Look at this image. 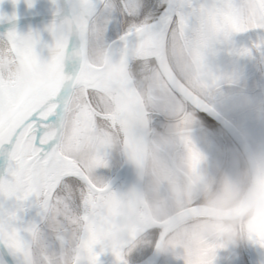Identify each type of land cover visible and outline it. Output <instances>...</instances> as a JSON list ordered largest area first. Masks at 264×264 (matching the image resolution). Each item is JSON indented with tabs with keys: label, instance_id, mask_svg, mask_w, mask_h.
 <instances>
[{
	"label": "snow or ice",
	"instance_id": "1",
	"mask_svg": "<svg viewBox=\"0 0 264 264\" xmlns=\"http://www.w3.org/2000/svg\"><path fill=\"white\" fill-rule=\"evenodd\" d=\"M51 2L50 42L15 26L0 34V61L44 73L33 84L0 69V264H101L105 252L128 264L142 234L159 247L196 210L156 224L143 188L118 192L98 170L118 150L142 177L191 191L204 154L181 124L233 82L222 60L264 65V0ZM162 115L174 119L168 136ZM124 222L128 240L111 243ZM249 241L264 247V219Z\"/></svg>",
	"mask_w": 264,
	"mask_h": 264
},
{
	"label": "clouds",
	"instance_id": "2",
	"mask_svg": "<svg viewBox=\"0 0 264 264\" xmlns=\"http://www.w3.org/2000/svg\"><path fill=\"white\" fill-rule=\"evenodd\" d=\"M0 69L18 78L27 77L33 84L44 79L42 69L29 72L7 53ZM181 127L190 131L191 125ZM143 203L156 224H166L195 209L196 214L184 217L158 248L162 253L183 255L186 264H209L221 245L248 242L252 226L264 219V147L245 149L215 165H210L204 154L197 183L182 196L149 174L143 187ZM132 230L130 222L121 223L107 239L123 243Z\"/></svg>",
	"mask_w": 264,
	"mask_h": 264
},
{
	"label": "flooded vegetation",
	"instance_id": "3",
	"mask_svg": "<svg viewBox=\"0 0 264 264\" xmlns=\"http://www.w3.org/2000/svg\"><path fill=\"white\" fill-rule=\"evenodd\" d=\"M233 62L234 65H242L240 59H227L223 62V67H230L227 64ZM246 63V60H244ZM236 62V63H235ZM240 62L241 64H239ZM256 74L252 77H232L231 84H225L219 90L212 93L209 97L208 104L215 108L221 115L227 118L231 124L227 126L224 123L217 121L200 107L187 109L190 117V135L193 142L199 147L203 154L208 157L209 164L215 165L221 162H227L238 156L245 149H255L257 147H264V138L261 136V125L264 122V65L252 62ZM246 92L255 98L251 102H243L239 113H231L232 104L238 103V93ZM242 102V101H241ZM234 111H237L233 108ZM259 115V120L254 117ZM254 119L258 123L248 126V120ZM161 123L158 130L164 136L170 135L171 126L174 119L169 115L161 116ZM251 126V129L249 127ZM118 171L124 164V155L120 152ZM126 160L125 163H128ZM117 173V172H116ZM144 178V186H145ZM239 243L242 245L246 261L248 264H263L264 251L259 246L254 252L252 247L248 250V244ZM226 244L224 247H229ZM232 249L227 251H218L216 258L222 259L225 264H229L232 259ZM179 259V256H178ZM180 260V259H179ZM231 263V262H230Z\"/></svg>",
	"mask_w": 264,
	"mask_h": 264
},
{
	"label": "rangeland",
	"instance_id": "4",
	"mask_svg": "<svg viewBox=\"0 0 264 264\" xmlns=\"http://www.w3.org/2000/svg\"><path fill=\"white\" fill-rule=\"evenodd\" d=\"M51 22H45L44 25L47 27L48 24ZM32 25H39L37 23L32 24ZM24 33V32H23ZM26 34V33H25ZM43 34L45 35L46 38H48V33L44 30ZM51 38L49 37V42ZM227 60V59H225ZM222 60V61H225ZM235 60V59H234ZM220 62L219 67L227 74L233 77H252L256 74L254 70V66L250 61H246V63L243 60L241 61L242 65L236 66L234 63L231 61L227 65L230 67H223V62ZM236 63V62H235ZM241 64L240 62H238ZM238 99L240 100L238 103H233L232 104V110L231 113L233 115L235 113L240 112V108L243 102H251L253 101L252 98H255L254 96L250 94H246V92L238 93ZM242 101V102H241ZM233 108H235L237 111H234ZM255 114L258 112H254ZM259 120V115H253ZM162 122V121H161ZM258 123V121H255L254 119L248 120V126L253 125ZM251 129V126L249 127ZM158 133L162 136L163 133L158 130ZM261 136L264 138V122L261 125ZM119 155L120 151L115 150L113 151L110 156H109V166L107 168H101L98 170V175L107 181H110L114 179L115 181L113 182L112 187L117 190L118 192H125L127 188V172L124 173L122 177L118 178V175L116 174V170L118 168L119 162ZM234 157V156H233ZM116 174V175H115ZM159 237L153 238L151 235L148 234H142L137 241L135 247H133L131 253L128 255V264H180V260L178 259V255H175L173 253H162L159 251V248L157 247ZM248 250L250 247H252L253 252L259 247V245L252 243L251 241L247 245ZM231 252H232V259L229 261V264H248L246 261V257L244 254V250L242 248V245L239 243H230L229 245ZM229 247H223L219 249L218 251H227ZM261 247V246H260ZM261 249L264 251V247H261ZM231 262V263H230ZM104 264H110V262H105ZM215 264H225L222 259L216 258ZM264 264V261H263Z\"/></svg>",
	"mask_w": 264,
	"mask_h": 264
},
{
	"label": "bare ground",
	"instance_id": "5",
	"mask_svg": "<svg viewBox=\"0 0 264 264\" xmlns=\"http://www.w3.org/2000/svg\"><path fill=\"white\" fill-rule=\"evenodd\" d=\"M54 11V6L51 0H33L32 7H29L27 0H19L18 3L14 4L13 0H3L0 3V13L6 15H17V14H31V13H40L43 11ZM46 29L44 23L39 25H25L20 26L17 28L18 31L21 33H27L29 31H39L46 41H49L50 35L48 34V38L45 37L43 34L44 30ZM51 38V37H50ZM136 170V166L132 164L130 161L125 165L124 169L119 173L118 178L122 177L124 173L127 172V188L125 192L133 189L135 187L134 183V172ZM101 264L105 262H110V264H117L115 257L112 255L111 252H105L100 257Z\"/></svg>",
	"mask_w": 264,
	"mask_h": 264
},
{
	"label": "water",
	"instance_id": "6",
	"mask_svg": "<svg viewBox=\"0 0 264 264\" xmlns=\"http://www.w3.org/2000/svg\"><path fill=\"white\" fill-rule=\"evenodd\" d=\"M53 12L54 11H43L40 13H31V14H17L15 15L17 18L15 20H0V34L6 33L9 29H11L13 26L16 28L20 26L30 25V24H43L45 22H51L53 19ZM7 17H12L13 15H6ZM205 112H207L209 115H211L213 118H215L217 121L226 124L227 126H230L231 122L225 118L223 115H221L215 108H213L211 105L207 103L206 106H198ZM124 160H128L124 156ZM121 166V168L118 170L117 175L124 169L126 163ZM115 180H111L110 183L113 185V182ZM134 188H143L144 187V177L141 176V173L136 168L134 172Z\"/></svg>",
	"mask_w": 264,
	"mask_h": 264
},
{
	"label": "trees",
	"instance_id": "7",
	"mask_svg": "<svg viewBox=\"0 0 264 264\" xmlns=\"http://www.w3.org/2000/svg\"><path fill=\"white\" fill-rule=\"evenodd\" d=\"M119 165V164H118Z\"/></svg>",
	"mask_w": 264,
	"mask_h": 264
}]
</instances>
